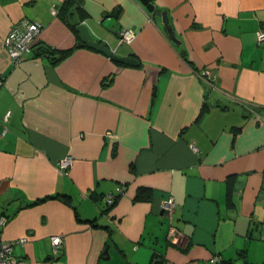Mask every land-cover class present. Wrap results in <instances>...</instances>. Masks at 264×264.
Returning <instances> with one entry per match:
<instances>
[{
    "label": "crops",
    "instance_id": "crops-1",
    "mask_svg": "<svg viewBox=\"0 0 264 264\" xmlns=\"http://www.w3.org/2000/svg\"><path fill=\"white\" fill-rule=\"evenodd\" d=\"M151 1L0 0V234L25 238L26 264H264V0ZM75 3L94 39L138 64L77 46ZM23 18L42 25L34 44L69 55L13 62L3 40Z\"/></svg>",
    "mask_w": 264,
    "mask_h": 264
},
{
    "label": "built area",
    "instance_id": "built-area-1",
    "mask_svg": "<svg viewBox=\"0 0 264 264\" xmlns=\"http://www.w3.org/2000/svg\"><path fill=\"white\" fill-rule=\"evenodd\" d=\"M50 13L52 15H56L58 13V6L51 7ZM42 25L38 22L31 21L28 19H21L15 22L10 29L8 30L5 38L3 40V44L9 54L10 59L13 62H19L22 58L31 53L34 48V43L36 41V37L41 29ZM119 42H128L130 43L135 37V31L130 28H122L119 30ZM257 43L264 41V28L259 29L256 35ZM202 75L205 76L209 81L212 79V74L209 69H204ZM3 82V77L0 76V86ZM8 114H6L7 116ZM5 116V119H6ZM193 150H197L196 146H192ZM71 162V157L69 155L61 158L58 161L59 168L61 170H65ZM125 187L123 185L118 186L114 193H108L103 196L105 203L108 206H111L115 200L124 193ZM176 203L174 201L173 196H169L164 199L162 203L163 212L165 215L172 218V214L175 210ZM7 220L5 215L0 216V225H3ZM175 234V229L173 227L170 228V235L173 236ZM25 238H19L15 240H5L1 237L0 234V264H26L23 260L16 257L13 253V247L17 243H23ZM53 252H57L60 246L62 245V238L60 236H53L51 238ZM219 260L217 257H211V262H216Z\"/></svg>",
    "mask_w": 264,
    "mask_h": 264
},
{
    "label": "water",
    "instance_id": "water-1",
    "mask_svg": "<svg viewBox=\"0 0 264 264\" xmlns=\"http://www.w3.org/2000/svg\"><path fill=\"white\" fill-rule=\"evenodd\" d=\"M141 4L146 8L147 11L152 12L154 10V4L151 0H139ZM77 6L78 3H75L71 6V8L67 12V21L70 26L74 28L77 32L79 40L77 42V46H88L100 52H103L105 55L109 56L112 60L128 65H137L138 61L136 58L132 56H120L113 52V49L107 44L106 41L101 39H94L92 37L91 28L82 20H80L77 14ZM158 14L161 15L167 33L172 40H175L172 28L168 22L167 12L166 11H158ZM163 211V210H162ZM107 252V248L105 249Z\"/></svg>",
    "mask_w": 264,
    "mask_h": 264
},
{
    "label": "trees",
    "instance_id": "trees-1",
    "mask_svg": "<svg viewBox=\"0 0 264 264\" xmlns=\"http://www.w3.org/2000/svg\"><path fill=\"white\" fill-rule=\"evenodd\" d=\"M34 48H35V52H37L39 54L42 53V52L45 53V54H47L50 57V60H51L52 63H57V62L61 61L66 56H68L69 53L72 50L71 48L63 49V50H58V49H55V48H52V47H49V46H46V45H42L40 43L35 44L34 45ZM148 197H149L148 192L146 190H142L141 189V190H139L137 192L135 198L136 199H144V198H148ZM43 199H41V200H43ZM110 207L111 206H107V209H105V210L108 211V209Z\"/></svg>",
    "mask_w": 264,
    "mask_h": 264
}]
</instances>
